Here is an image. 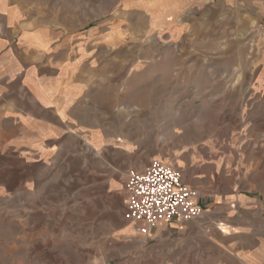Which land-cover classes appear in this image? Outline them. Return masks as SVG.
I'll list each match as a JSON object with an SVG mask.
<instances>
[{
    "label": "rangeland",
    "instance_id": "1",
    "mask_svg": "<svg viewBox=\"0 0 264 264\" xmlns=\"http://www.w3.org/2000/svg\"><path fill=\"white\" fill-rule=\"evenodd\" d=\"M37 2L79 44L74 56H82L92 87L78 115L64 117L76 145L65 149L62 180L51 183L59 207L28 233L32 247H15L16 227L0 217V264H175L148 255L146 263L131 245L128 175L157 159L184 181L208 168L207 179L221 187L228 171L240 179L247 168L264 191V0ZM255 163L262 169L254 173ZM5 207L10 202H0ZM210 214L200 222L211 231L219 222ZM237 217L243 224V213ZM254 234L250 247L264 251V233ZM221 244L223 253L204 247L191 262L231 264V244Z\"/></svg>",
    "mask_w": 264,
    "mask_h": 264
},
{
    "label": "crops",
    "instance_id": "2",
    "mask_svg": "<svg viewBox=\"0 0 264 264\" xmlns=\"http://www.w3.org/2000/svg\"><path fill=\"white\" fill-rule=\"evenodd\" d=\"M39 8L37 0H0V202L11 204L0 208V217H11L9 222L16 227L14 246L19 248L34 246V237L29 238L28 233L33 235L32 230L50 222L48 215L54 206L59 207L52 200L57 189L53 191L51 183L62 180L58 168L65 149L76 145L70 136L73 129L64 126V117H70L72 109L78 115V102L92 87L82 56H74L79 44L69 31L56 25L54 11L41 13ZM85 100V109L91 108L87 97ZM253 168L254 173L262 169L256 163ZM244 169L247 174L240 179L234 176V169L228 171L221 187L216 180L207 179L212 175L208 168L183 178L189 187L200 189L204 217L192 222H161L146 237L137 231L139 224L131 223V245L144 251L146 263L148 255L149 260L197 264L191 262L194 253L207 247L215 251L214 256L221 254L217 247H223L225 240L231 244L227 252L234 260L231 264H264V251L249 245L254 233H264V191L260 179L251 178V170ZM96 185L92 182L98 190ZM239 211L243 224L237 219ZM210 213L219 222L211 231L200 222ZM55 219L51 217L52 222ZM258 240L264 242V235ZM241 247L246 252L238 257ZM255 255H262L260 261ZM183 259L187 262L181 263Z\"/></svg>",
    "mask_w": 264,
    "mask_h": 264
},
{
    "label": "built area",
    "instance_id": "3",
    "mask_svg": "<svg viewBox=\"0 0 264 264\" xmlns=\"http://www.w3.org/2000/svg\"><path fill=\"white\" fill-rule=\"evenodd\" d=\"M126 186L124 219L139 224L137 231L145 237L161 222H192L203 215L199 190L161 160L151 159L144 171L130 172Z\"/></svg>",
    "mask_w": 264,
    "mask_h": 264
}]
</instances>
